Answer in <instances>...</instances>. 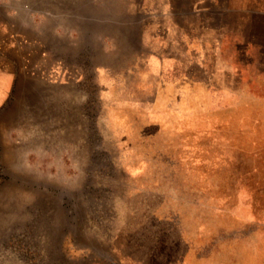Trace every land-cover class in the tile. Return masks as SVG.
I'll list each match as a JSON object with an SVG mask.
<instances>
[{
    "label": "rangeland",
    "instance_id": "1",
    "mask_svg": "<svg viewBox=\"0 0 264 264\" xmlns=\"http://www.w3.org/2000/svg\"><path fill=\"white\" fill-rule=\"evenodd\" d=\"M5 2L0 264H264V0L181 96L147 0Z\"/></svg>",
    "mask_w": 264,
    "mask_h": 264
},
{
    "label": "crops",
    "instance_id": "2",
    "mask_svg": "<svg viewBox=\"0 0 264 264\" xmlns=\"http://www.w3.org/2000/svg\"><path fill=\"white\" fill-rule=\"evenodd\" d=\"M147 2L152 10L151 15L158 16L163 20V23L157 26V32L164 39L158 43L159 48L152 50L143 48V50L165 53L166 55L161 59L160 69L165 71L173 70V73L177 72V77L172 79H169V75L165 77L161 82L166 84L164 85L166 86L165 91L163 94L156 96H181L182 84L186 83L187 80L195 83L196 79V76L191 74L194 73L196 75L199 60L197 56L199 50L194 43H200L199 46H201L200 51L202 53H214L218 52L219 41L223 37L224 30L219 28L218 24H213V27L199 28V14L207 13L212 16L219 13L222 16L225 12L228 15L231 5L240 6V4H243L245 6L246 0H147ZM5 4V0H0V5ZM4 15L5 13L0 14V21L4 24L16 16L15 14H13L15 16ZM160 18L157 21L160 22ZM206 20L211 19L208 17ZM5 26L0 25V30L3 33L5 32ZM14 27L16 28V26ZM143 28H146V25H143ZM142 31L147 32V35L142 34V40L145 41L146 37L150 36V31L144 29ZM162 46L163 48H161ZM201 59L202 57H200ZM187 69L193 70V72H189V76L186 72ZM175 70L176 72H174ZM172 86L173 90L171 91L170 88ZM193 94V96H196L195 93ZM145 96H149V94L146 93ZM167 111H171L170 107H167ZM168 112L165 114L167 117L171 116V113Z\"/></svg>",
    "mask_w": 264,
    "mask_h": 264
}]
</instances>
